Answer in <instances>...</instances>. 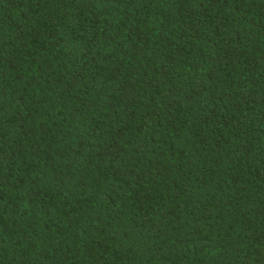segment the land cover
<instances>
[{
	"label": "trees",
	"instance_id": "1",
	"mask_svg": "<svg viewBox=\"0 0 264 264\" xmlns=\"http://www.w3.org/2000/svg\"><path fill=\"white\" fill-rule=\"evenodd\" d=\"M0 264H264V0H0Z\"/></svg>",
	"mask_w": 264,
	"mask_h": 264
}]
</instances>
